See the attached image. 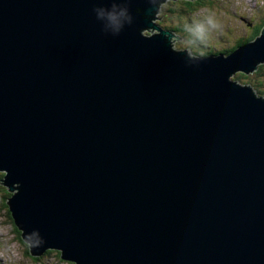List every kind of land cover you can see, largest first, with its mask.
<instances>
[{
	"label": "water",
	"instance_id": "95a60500",
	"mask_svg": "<svg viewBox=\"0 0 264 264\" xmlns=\"http://www.w3.org/2000/svg\"><path fill=\"white\" fill-rule=\"evenodd\" d=\"M165 1L0 0L1 184L32 258L264 264V97L231 80L264 65V27L192 56Z\"/></svg>",
	"mask_w": 264,
	"mask_h": 264
},
{
	"label": "rangeland",
	"instance_id": "374dc122",
	"mask_svg": "<svg viewBox=\"0 0 264 264\" xmlns=\"http://www.w3.org/2000/svg\"><path fill=\"white\" fill-rule=\"evenodd\" d=\"M180 1L191 0H166L156 15V18L158 17L160 20H155L154 23L157 22L162 29L173 32L174 30L168 29V27L185 29L183 34L175 32L183 40L175 41L173 48L177 51L189 50L192 56H210L207 52L224 53L226 50L232 49L238 40L250 36L253 27L264 19V0H201L203 6L195 11V14H181L182 16L179 13L180 10H183L184 5ZM209 12L215 15L220 27L213 33H209L207 38L202 41L197 39L190 29L194 27L195 22ZM144 35L150 36L151 33L145 32ZM261 72V75H256V72L248 77L257 84L260 80L264 81V74ZM241 75L243 74L237 73L231 80L239 85H250L257 96L264 97L258 93L259 87L255 88L254 84L248 82L247 79H239L238 77ZM1 175L4 174L0 173ZM1 179L2 177H0ZM2 187L0 185V264H71L63 261L56 251H51L50 254H45L40 258H32L29 252L27 254L28 246L18 237L14 225L6 214L7 210L3 207L7 200L1 194Z\"/></svg>",
	"mask_w": 264,
	"mask_h": 264
},
{
	"label": "trees",
	"instance_id": "16d2710c",
	"mask_svg": "<svg viewBox=\"0 0 264 264\" xmlns=\"http://www.w3.org/2000/svg\"><path fill=\"white\" fill-rule=\"evenodd\" d=\"M180 3L181 4H183L184 5V7L182 8L183 10H180V13H179V15L180 16H182L181 14H185V15H188V14H195L196 12L195 11H197L198 9H200L202 6H203V3H202V1L201 0H196L195 2H191V1H180ZM171 11V10H170ZM163 22V21H162ZM264 27V19H262L258 24H256L254 27H253V30H252V33L250 34V36H248V37H245V39H240V40H238L237 42H236V45L232 48V49H230V50H226L224 53H221V52H217V53H215V52H207V54L208 55H210V56H212V55H217V54H226V55H228V54H230L231 52H233L234 50H236L238 47H241V46H243V45H245V44H248V43H250L251 41H253V40H255L259 35H260V33H261V30H262V28ZM173 29L174 30V32H176V33H179V34H183V32L185 31V29H183V28H181V27H168V29ZM173 32V31H172ZM263 69H264V65H262V66H260L259 67V70L257 71V74L256 75H261L260 74V71H262L261 73L262 74H264L263 73ZM239 79H247L248 80V82H251L252 84H254V87L255 88H258L259 87V89H258V93H260V94H262V95H264V91H261V90H264V81L263 80H260L259 81V83H254L252 80H251V78L250 77H248V76H245V75H241V76H239L238 77ZM0 177H2L3 178V175H1ZM0 185H2L1 184V180H0ZM3 186V185H2ZM1 194H3L4 195V197H6V200H8L10 197H11V193H9L8 192V190L3 186L2 187V192H1ZM3 207H5V209L7 210V212H6V214H7V216H10V218H11V215H10V212H9V208H8V206H7V201H5V206H3ZM9 218V217H8ZM10 222H12V224L14 225V223H13V221H12V218H11V221ZM14 227H15V225H14ZM17 229H16V227H15V232L17 233ZM18 234V237L20 238V240H22L21 239V234H20V232L19 233H17ZM28 252H29V249L27 248V254H28ZM51 253V251H48L46 254H50ZM59 254V253H58ZM60 255V254H59ZM72 264V263H71Z\"/></svg>",
	"mask_w": 264,
	"mask_h": 264
},
{
	"label": "clouds",
	"instance_id": "9594fccd",
	"mask_svg": "<svg viewBox=\"0 0 264 264\" xmlns=\"http://www.w3.org/2000/svg\"><path fill=\"white\" fill-rule=\"evenodd\" d=\"M104 15V13H101ZM127 16V22H132V17L129 14L127 8L123 10H116L114 5L113 10L107 11L106 19L108 22L113 26L115 31L114 34H118V32L124 26V17ZM220 27L215 15L211 12L209 14L202 16V18L195 22L194 27L190 29L192 34L199 40H205L209 33H213L214 31L218 30Z\"/></svg>",
	"mask_w": 264,
	"mask_h": 264
},
{
	"label": "flooded vegetation",
	"instance_id": "af4514ba",
	"mask_svg": "<svg viewBox=\"0 0 264 264\" xmlns=\"http://www.w3.org/2000/svg\"><path fill=\"white\" fill-rule=\"evenodd\" d=\"M250 27H252V24H250ZM9 217V219H10V221H11V218H10V216H8ZM17 233H19V231H17Z\"/></svg>",
	"mask_w": 264,
	"mask_h": 264
}]
</instances>
